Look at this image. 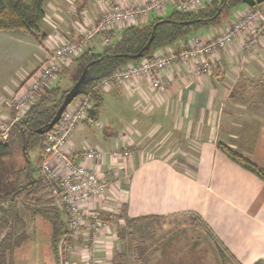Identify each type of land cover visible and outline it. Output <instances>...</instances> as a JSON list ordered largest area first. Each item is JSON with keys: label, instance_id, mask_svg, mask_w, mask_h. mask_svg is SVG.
<instances>
[{"label": "crops", "instance_id": "0c3cea01", "mask_svg": "<svg viewBox=\"0 0 264 264\" xmlns=\"http://www.w3.org/2000/svg\"><path fill=\"white\" fill-rule=\"evenodd\" d=\"M108 1L45 0V16L39 23L41 40L21 29L0 33L12 34L29 53L22 77L11 85H0V121L12 115L18 86L57 42L80 37L87 23L105 11ZM125 28H117L115 39ZM218 29H201L197 35H214ZM102 41V35L96 36L89 48L102 52L106 47ZM171 47L180 48V43ZM214 58L216 67L211 73L194 75L180 63L163 71L162 77L168 82L165 93L153 91L146 79L127 87L113 85L103 94L97 114L94 111L92 125L77 129L68 147L79 150L90 144L105 152L99 169L113 184L108 209L103 211L109 220L120 215L131 220L196 215L235 261L254 264L264 259V180L231 159L219 143L264 169V40L247 52L244 39H238ZM64 70L65 78L60 79L70 84L76 73L74 60ZM142 125L143 130H158L160 137L173 134L169 140L183 143L178 152L184 156L172 160L166 149L157 157L145 158L146 138L134 134L135 128ZM125 147L134 149L129 158L111 157L112 151ZM26 165L24 158L20 167ZM28 165L30 169V160ZM92 205L99 206L96 201ZM65 213L60 209L54 215ZM102 240L100 245L105 242L109 246L110 261L116 242L112 224ZM99 255L105 257L103 251Z\"/></svg>", "mask_w": 264, "mask_h": 264}, {"label": "built area", "instance_id": "2783aa9c", "mask_svg": "<svg viewBox=\"0 0 264 264\" xmlns=\"http://www.w3.org/2000/svg\"><path fill=\"white\" fill-rule=\"evenodd\" d=\"M209 1L144 0L133 6H123L119 2L109 6L108 1L105 11L96 20L87 23L80 37L74 40L60 39L34 74L19 86L13 96L12 115L0 121L1 138H8L11 126L25 116L39 95L53 85L63 69L89 47L96 36H103L104 45H112L115 31L123 25H143L153 14L164 16L170 7L192 12ZM238 39H244L247 52L262 44L264 6L239 9L231 22L218 29L214 35H195L179 42L180 48L168 46L158 50L99 80L91 91L106 93L113 85L127 87L146 79L153 91L165 93L168 82L162 77L163 71L180 63L194 75L211 73L216 67L214 55ZM92 108L93 100L89 93L78 95L63 111L60 120L44 133L42 140L40 169L44 184L43 198L53 199L50 206L65 210L68 216L66 233L58 244L59 264H108L109 260V246L105 242L100 245L111 226L109 219L102 215L108 209L109 191L113 186L99 169L105 152L90 144H85L79 150L68 147L77 129L92 125ZM131 155L132 151L126 147L111 153V157L117 160ZM94 201L99 206H93ZM82 242L86 243L84 257L81 253ZM100 251L104 252L105 257L100 258Z\"/></svg>", "mask_w": 264, "mask_h": 264}, {"label": "trees", "instance_id": "16d2710c", "mask_svg": "<svg viewBox=\"0 0 264 264\" xmlns=\"http://www.w3.org/2000/svg\"><path fill=\"white\" fill-rule=\"evenodd\" d=\"M44 2L45 0H0V30L21 29L41 40L43 34L39 29V23L45 16ZM262 5L250 7L243 0H211L192 12H182L171 7L164 16H154L143 25L126 26L113 44L106 46L102 52H95L87 47L74 59L76 73L72 77L69 88H62L60 81L57 79L58 81L56 80L51 87L45 89L39 95L37 102L30 107L25 116L11 126L7 139L1 138L2 131L0 129V168L4 159L11 155L12 147L18 144L23 149V155L27 162L25 169H28L26 182L19 184L17 188L5 189L6 194L4 195L0 194V228H10L13 223L21 218L17 209V202L22 194L29 200H35L33 198H38L37 201L41 200L42 191L44 190L43 179L41 175L38 179L33 178L31 175L32 171L28 165V150L30 146L41 143L44 134L38 133V130H45L48 127L62 104L66 93L78 80L85 68H87V77L82 86L81 94L89 93L91 95L93 109L97 114V108L102 103L104 93L93 92L91 89L99 80L110 76L117 69L130 63L139 62L142 58L150 56L158 50L186 41L197 35L200 29L221 28L227 20L233 18L234 13L239 9L246 7L257 9ZM152 35L153 39L148 49L143 52L142 57L136 58L135 55L143 51ZM107 53L114 56L96 61ZM96 114H91V118H96ZM219 148L231 159L253 171L264 180V169L253 163L250 158L221 142ZM42 151L41 149L40 157H42ZM2 190L0 186V192ZM40 193L41 195H39ZM48 201V199H45L44 202ZM33 210L34 212L40 211L43 214H46V212L53 213L50 218L53 221L54 228L60 233V238L55 239L56 243H54L58 259V244L66 233L68 223L66 225L61 220L60 215H54L60 210L56 206L50 207L49 205L46 208H41L35 205ZM102 215L109 219L104 212ZM193 216L200 218L196 215ZM207 230L217 242V250L215 249V251H217V259L221 264H239L231 253L219 243L213 233L209 229ZM19 244L20 239L16 240L11 232L0 240V264H14L15 248ZM254 264H264V259L258 260Z\"/></svg>", "mask_w": 264, "mask_h": 264}, {"label": "rangeland", "instance_id": "374dc122", "mask_svg": "<svg viewBox=\"0 0 264 264\" xmlns=\"http://www.w3.org/2000/svg\"><path fill=\"white\" fill-rule=\"evenodd\" d=\"M116 2L123 6H133L143 3V0L140 2L109 0V6ZM4 31L0 30V33ZM27 54L29 53L25 45L14 41L12 34L8 32L0 34L1 86L11 85V82H16L22 77L28 66ZM64 71L60 73L58 80L62 88H69L71 84L68 82L63 84L62 78L60 79L61 76L65 78ZM143 127L144 125L137 126L134 134L146 138L145 153L148 154H145V158L157 157L161 150L166 149L169 150L168 154L171 155L172 160L184 156L178 152L182 151L183 143L169 140L173 134L167 136L168 138L160 137L158 130L150 132L148 128L143 130ZM41 149L42 141L30 146L28 150L31 175L35 179L39 178L41 172V158L39 159ZM129 150L134 152L132 148ZM22 163H24L23 149L15 144L11 155L4 159L0 168V186L3 191L7 188H17L19 184L26 182L28 169L21 168ZM15 169L19 171L15 172ZM42 195H44L43 191ZM33 199L35 200H29L23 194L19 197L17 209L19 214L22 211L24 213L21 214L25 215H19L21 218L13 223L12 227L0 228V240L10 232L16 240L20 239V244L15 248L14 264H59L54 243H56L55 239L60 238V233L56 231L50 218L53 213L35 215L32 209L38 203V206H49L54 200L44 202L43 196L39 201L38 198ZM65 214L60 215L64 223L68 219ZM109 221L114 227L116 242L108 264H221L215 251L217 242L200 218L193 215L138 220L120 215Z\"/></svg>", "mask_w": 264, "mask_h": 264}, {"label": "water", "instance_id": "95a60500", "mask_svg": "<svg viewBox=\"0 0 264 264\" xmlns=\"http://www.w3.org/2000/svg\"><path fill=\"white\" fill-rule=\"evenodd\" d=\"M243 2L250 6V7H255L256 5H260L264 3V0H243ZM155 28V27H154ZM154 28H153V33H154ZM153 39V35L150 38L149 43H147V45L144 47L143 51H141L140 53H138L137 55H135L136 58H140L143 56V52L145 50L148 49L150 42ZM113 54L107 53L102 55L100 58H98L96 61H101V60H105L108 58L113 57ZM86 77H87V68H85L82 72V74L80 75V77L78 78V80L73 84V86L68 90V92L66 93L62 104L60 105V107L58 108L55 116L53 117L52 121L49 123L48 127L43 130V129H39L38 133L44 134L45 132L49 131L61 118V115L63 113V111L73 102V100L81 94L82 91V86L83 84L86 82ZM91 114H94V109L92 108L90 110Z\"/></svg>", "mask_w": 264, "mask_h": 264}, {"label": "bare ground", "instance_id": "6f19581e", "mask_svg": "<svg viewBox=\"0 0 264 264\" xmlns=\"http://www.w3.org/2000/svg\"><path fill=\"white\" fill-rule=\"evenodd\" d=\"M234 43H235V42H234ZM234 43H233V44H234ZM39 66H40V65H39ZM39 66H38V67H39ZM37 69H38V68H37ZM37 69H36V70H37ZM36 70H35V71H36ZM35 71H34V72H35ZM34 72L31 73L28 77H26V78L24 79V83H25V81H26V80H27L32 74H34ZM58 77H59V76H58ZM58 77H57V79H58ZM57 79H56V80H57ZM56 80L54 81V83L56 82ZM22 83H23V82H22ZM54 83H53V84H54ZM18 88H19V86H18ZM17 90H18V89H17ZM17 90L15 91V93L17 92ZM12 113H13V112H12ZM42 150H43V146H42ZM42 152H43V151H42ZM64 211H65V210H64Z\"/></svg>", "mask_w": 264, "mask_h": 264}]
</instances>
